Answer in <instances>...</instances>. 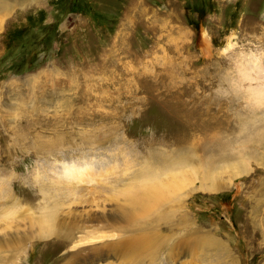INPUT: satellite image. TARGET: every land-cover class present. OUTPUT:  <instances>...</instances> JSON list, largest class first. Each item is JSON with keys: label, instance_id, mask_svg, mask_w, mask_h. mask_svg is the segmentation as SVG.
Here are the masks:
<instances>
[{"label": "rangeland", "instance_id": "374dc122", "mask_svg": "<svg viewBox=\"0 0 264 264\" xmlns=\"http://www.w3.org/2000/svg\"><path fill=\"white\" fill-rule=\"evenodd\" d=\"M257 71L264 0H0V264H264ZM167 164L183 187L124 212L122 185ZM70 165L107 179L70 188Z\"/></svg>", "mask_w": 264, "mask_h": 264}, {"label": "bare ground", "instance_id": "6f19581e", "mask_svg": "<svg viewBox=\"0 0 264 264\" xmlns=\"http://www.w3.org/2000/svg\"><path fill=\"white\" fill-rule=\"evenodd\" d=\"M205 44L207 49L209 50V42L207 41V38L205 40ZM233 45H235L234 41L228 44L226 49L231 48ZM257 73L261 74V78H264L262 72L257 71ZM246 76L248 78L252 77L250 73H246ZM252 91L253 93L251 94L250 97L251 103L250 100L247 101L248 104L247 106H249L247 108L251 112L252 119H262L261 124L255 123L256 121L253 122L254 127L260 131H258L257 134L254 136V138L251 139V141L253 142V146L255 145L254 148L256 150H259V149H264V124H263L264 118L259 117L260 116L259 112L261 111L264 104V79L263 81H261V83L258 84L256 88H253ZM254 99H257L259 103H257ZM246 100H248L247 97ZM232 125L236 127V124H234V122H232L231 126ZM259 125H262V127H260ZM244 126L246 127V124H244ZM73 164L74 163H72V165ZM168 164L164 165L161 171L158 169H154L153 167H149L145 172L141 173L139 176H134L132 181H130V183L126 182L127 185H122L123 187L120 188L117 193L122 199L121 200L123 203L122 209L124 210V212H128V214L135 213L137 215H146L151 213L152 211L159 210L161 206L171 198L172 194L175 195L177 191L183 187V185L187 182V173L182 170L180 172H175V173H172L173 171H171L168 173L167 178H163V175L170 169L169 166L170 164L169 165ZM74 165H80V164H74ZM73 166L71 165L66 166V169L62 172V177L68 180L67 184L70 188L75 187L76 186L75 184L78 182L91 183L96 180L94 177L87 175V173L84 174L82 171H76L74 169L75 167ZM107 167L108 166H101V169H99V171L101 172L105 171ZM239 169L240 167L238 165H235L230 171L227 170L229 171L228 173H230L231 180L237 175L242 173V170ZM170 173H172V175H170ZM106 179L107 178L101 180L100 178L99 180H96V182L104 183ZM179 196L180 194L179 195L177 194L175 197L178 198ZM58 198H59V194H58ZM102 210L103 211L97 213V215H94L93 217V220L97 221L98 223L97 226L93 228V233L94 235L102 239L115 238V233H111L110 231H106L105 229L107 227V224L109 223V220L115 221L117 220V217L119 218V216L114 214L113 216H110L109 213L105 212V209H103V207ZM52 220H53V214L51 212H46L42 217H40L39 221L42 230L45 229L46 231H48L49 229H52L51 226ZM10 236L13 239L18 238V236H16L15 233H9L7 231H3V233L0 235V240L2 242H9ZM116 242L115 245L114 244L111 245L112 248L115 250L117 248L116 244L118 245L121 244L119 243V241L117 243ZM107 252H111V251H107Z\"/></svg>", "mask_w": 264, "mask_h": 264}]
</instances>
